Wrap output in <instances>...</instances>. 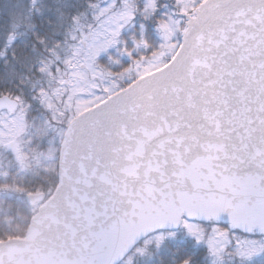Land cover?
Wrapping results in <instances>:
<instances>
[{"label":"snow or ice","instance_id":"1","mask_svg":"<svg viewBox=\"0 0 264 264\" xmlns=\"http://www.w3.org/2000/svg\"><path fill=\"white\" fill-rule=\"evenodd\" d=\"M17 112L34 171L0 175V218L46 185L56 237L35 259L0 237V264H264V0H11Z\"/></svg>","mask_w":264,"mask_h":264},{"label":"trees","instance_id":"2","mask_svg":"<svg viewBox=\"0 0 264 264\" xmlns=\"http://www.w3.org/2000/svg\"><path fill=\"white\" fill-rule=\"evenodd\" d=\"M10 4L11 0H0V5L3 4ZM27 125L31 124V114H29V119L26 121ZM18 157L14 154V151L12 148L5 146V148H0V167H3L5 163H9L10 167L14 169L18 162ZM15 178V177H14ZM16 179V178H15ZM43 180H45V177H42ZM23 183V181H21ZM12 187H15V183L10 182ZM10 185H6L3 183H0L1 190L4 189V187H9ZM41 187H44L46 189V185L43 186H37L34 191L32 192H41ZM20 190L27 191L28 188H20L17 189V192H20ZM3 202L0 201V204ZM5 207H11L14 213V216L12 217H6V218H0V237H2L3 240L12 238V237H22L25 234L26 227L28 225L29 218L31 217V213L29 212V207L24 201V196H14L11 201L7 205H4ZM5 225L8 227V231L11 232V235H3L5 231Z\"/></svg>","mask_w":264,"mask_h":264},{"label":"rangeland","instance_id":"3","mask_svg":"<svg viewBox=\"0 0 264 264\" xmlns=\"http://www.w3.org/2000/svg\"><path fill=\"white\" fill-rule=\"evenodd\" d=\"M33 128L34 126H31L30 124L27 125L26 121L23 119V116L19 112L14 114L11 119H9L8 116L4 114L0 115V148H2L3 146L12 148L14 154L18 157L19 160V164H17V166L24 169V171L26 172L34 171L33 164L35 163V161L33 160L30 163V157L35 155L36 147L33 146L30 149L28 148V135L32 134ZM21 149H26L28 154L25 155V153L22 152ZM17 166L14 167V171ZM8 167H10L9 163H5L4 166L0 168H2L3 171ZM2 171L0 175H3L4 171ZM13 180H15L14 177ZM20 192L27 193V191L23 190H20Z\"/></svg>","mask_w":264,"mask_h":264},{"label":"water","instance_id":"4","mask_svg":"<svg viewBox=\"0 0 264 264\" xmlns=\"http://www.w3.org/2000/svg\"><path fill=\"white\" fill-rule=\"evenodd\" d=\"M12 103H18L17 101H12ZM41 198V194H33L26 197L28 204L31 200H38ZM59 203V201H57ZM48 201H45L44 207H47ZM56 208L49 209V213H55ZM56 237L55 225L51 224L50 220L45 217L36 219L31 216L25 236L22 238H10L15 244L22 249L30 250L33 258L35 259L39 253L46 249L48 245ZM9 240V239H7ZM5 240V241H7ZM17 249H13L16 251Z\"/></svg>","mask_w":264,"mask_h":264},{"label":"flooded vegetation","instance_id":"5","mask_svg":"<svg viewBox=\"0 0 264 264\" xmlns=\"http://www.w3.org/2000/svg\"><path fill=\"white\" fill-rule=\"evenodd\" d=\"M31 126H33V124H31ZM3 147H5V146H3ZM1 171H2V168H0V173H1ZM3 171H5V170H3ZM45 180H48V177H45Z\"/></svg>","mask_w":264,"mask_h":264}]
</instances>
